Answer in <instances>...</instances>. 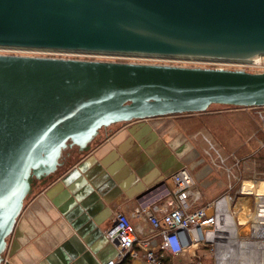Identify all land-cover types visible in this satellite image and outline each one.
Instances as JSON below:
<instances>
[{
  "label": "water",
  "instance_id": "1",
  "mask_svg": "<svg viewBox=\"0 0 264 264\" xmlns=\"http://www.w3.org/2000/svg\"><path fill=\"white\" fill-rule=\"evenodd\" d=\"M0 48L264 63V0H0ZM214 103L264 105V69L0 54V264L33 178L63 150Z\"/></svg>",
  "mask_w": 264,
  "mask_h": 264
},
{
  "label": "crops",
  "instance_id": "2",
  "mask_svg": "<svg viewBox=\"0 0 264 264\" xmlns=\"http://www.w3.org/2000/svg\"><path fill=\"white\" fill-rule=\"evenodd\" d=\"M250 120L258 124L251 111L226 107L118 123L28 197L7 239L6 264H105L117 254L105 229L119 212L130 218L138 238L147 244L136 242L135 254L118 264H147L146 252L160 250L162 236L134 209L158 205L159 215L168 209L174 187L171 175L183 166L195 179L198 205L231 193L228 183L236 180L234 175L248 178L257 170L253 144L259 137ZM231 155L243 161L233 173L234 181L219 165ZM239 199L236 207L243 206ZM230 202V196L220 200L225 223L219 231L209 232L211 239L227 237L226 243L217 244L218 264L219 248L233 240L227 218L234 215ZM210 251L204 241L193 242L178 254L165 251L163 261L215 264Z\"/></svg>",
  "mask_w": 264,
  "mask_h": 264
},
{
  "label": "built area",
  "instance_id": "3",
  "mask_svg": "<svg viewBox=\"0 0 264 264\" xmlns=\"http://www.w3.org/2000/svg\"><path fill=\"white\" fill-rule=\"evenodd\" d=\"M0 50H7V48H0ZM40 51L51 54H67L64 52L56 51H42V50H28ZM106 56V55H102ZM123 57V56H117ZM135 58V57H130ZM213 64L216 68H229V69H244L251 72H261L264 69L263 59H257L252 62H230V61H207ZM251 111L258 122L259 130L263 133V139L259 138L260 147H264V105L262 106H249L241 107ZM211 149H214L211 146ZM234 159L231 167H226L228 175H234L232 168L238 166L241 160L231 155ZM225 159H221V164L224 165ZM243 162V161H241ZM236 180H239L234 194L245 196L253 200V214L250 218V231L253 237L254 224L260 225L259 227L264 230V170H255L250 177H238L234 175ZM171 179L173 182L172 198L168 203L166 209L161 215L158 214V205H153L149 209H142L136 207L135 213H142L148 219L151 230L158 232L162 236L160 250H148L145 254L147 264H165L163 259L165 251L172 254H178L183 251L189 244L198 241L209 242L215 241V252L213 253L214 262L218 264V256L216 254L217 244H224L227 242V237H220L221 242L211 239L209 232L219 231L220 225H224V219L221 218L222 213L219 208V202L226 196L231 197V193L226 192L216 200L210 201L207 205H198L200 195L195 190V179L191 172L186 167H180L172 173ZM248 182L252 186H248ZM235 188V183H228V190L231 191ZM260 188V190H259ZM238 198V199H239ZM213 208V213L208 214V210ZM220 222V224H219ZM198 228L201 229V235L198 233ZM105 235L108 241L116 248V257L109 260L105 264H118L128 255L135 254L133 245L138 242L141 245H146L147 240H140L132 226L130 218L124 213H117L113 223L105 229ZM252 239V238H251ZM211 249V248H210ZM212 251V250H211ZM1 264H6V259L3 257ZM187 264H202L201 261H191ZM261 264H264V234L263 245L261 247Z\"/></svg>",
  "mask_w": 264,
  "mask_h": 264
},
{
  "label": "rangeland",
  "instance_id": "4",
  "mask_svg": "<svg viewBox=\"0 0 264 264\" xmlns=\"http://www.w3.org/2000/svg\"><path fill=\"white\" fill-rule=\"evenodd\" d=\"M0 54H18V55H35V56H52V57H63V58H79V59H96V60H115V61H123V62H142V63H161V64H173V65H183V66H202V67H210L214 66L210 62L204 61V60H197V59H185V58H159V57H141V56H133L135 58H130L132 56H123V57H117L116 55H91V54H82V53H67V54H51L46 52H40V51H28V50H17V49H7V50H0ZM230 108L233 107L232 105H223V104H211L208 109H218L223 110L224 108ZM250 112V111H249ZM256 119V118H255ZM257 120V119H256ZM118 123L111 124L107 127H103L99 130L98 134L94 137V139L90 142L89 147L94 145L96 142L103 139L109 132H111V128L115 127ZM250 126L253 130H257V136L261 139H263V133L261 130L258 129V124L256 121L250 120ZM255 141V140H254ZM254 153L255 156V164L257 165V170H264V147L261 148L260 144L257 142H254ZM69 149H71V155L65 156V152L62 153V160L61 165L58 166V168L55 170V172L43 177V178H33L32 180V186L31 191L28 194L25 201L28 199V197L36 192L42 184H44L46 181H48L52 176L60 172L62 169L67 167V165L74 162L77 155L80 154V152H84L86 150H77L78 148L76 146H73L72 148H68L66 151L69 152ZM212 153L213 151L210 150ZM215 154V153H213ZM230 159L227 158V160L223 164H219L224 167H231L234 159H232L231 156H229ZM251 158V156L249 157ZM252 159V158H251ZM253 160V159H252ZM251 160V161H252ZM247 166H249V163H246ZM245 167V166H244ZM236 168L235 170H232L234 174L237 173V166H234ZM233 169V168H232ZM243 170V168H241ZM245 170V169H244ZM233 181L235 180L232 175H229ZM237 176V175H236ZM246 178V177H245ZM231 179V180H232ZM233 183H235V187L238 185L239 180H235ZM231 196L233 200L230 202V209L231 212L234 213L233 216L227 217L229 220V234L232 236L231 240L232 242L228 243V246L220 247L219 248V263L220 264H238V258L245 260L246 264H257L253 263L251 260H253L252 257H254V253H251L256 248V240L260 237L259 235V227L256 226L254 229V237L252 238V234L250 231V223L251 220L249 218L250 214H253V200L249 199L247 197H243L244 199H239L240 203L243 204L239 207H236V203L238 201V198L240 195L234 194V190L230 191ZM217 197L216 199H218ZM215 199V200H216ZM242 206V209H241ZM249 206V207H248ZM241 209V210H239ZM238 210V211H237ZM213 213V208L211 207L208 210V214ZM250 213V214H249ZM234 217V218H233ZM235 221V222H234ZM235 223H239V226L235 225ZM250 238V239H246ZM231 239V238H230ZM218 240V239H217ZM218 242H221V240H218ZM208 247L211 248L212 251H210L212 254L215 252V241L209 242ZM239 249L243 250L244 252H248L250 255L242 256L239 255ZM239 255V256H238ZM252 256V257H251ZM209 261L211 262V259L209 258ZM205 264H210L208 261H204Z\"/></svg>",
  "mask_w": 264,
  "mask_h": 264
},
{
  "label": "bare ground",
  "instance_id": "5",
  "mask_svg": "<svg viewBox=\"0 0 264 264\" xmlns=\"http://www.w3.org/2000/svg\"><path fill=\"white\" fill-rule=\"evenodd\" d=\"M248 186L249 187H251L252 186V183L251 182H249L248 183ZM259 190H260V188H259ZM250 214V213H249ZM251 216H252V214H250V216H249V218H248V220L247 221H249V219L251 218ZM256 226H260V225H258V224H254V226H253V229H255V227ZM259 234H260V239H258V240H256V248H255V250L253 251V252H251V253H254L253 255H254V257H252L253 258V260H252V262L253 263H257V264H261V247H262V245H263V234H264V230L262 229V228H260L259 227V232H258ZM255 235H254V233H253V237H252V239H255V237H254ZM246 239H250V238H246ZM242 255V256H246L247 254H249L248 252H244L243 250H240L239 249V255ZM238 255V256H239ZM238 264H246L245 263V260H242V259H240V258H238Z\"/></svg>",
  "mask_w": 264,
  "mask_h": 264
},
{
  "label": "flooded vegetation",
  "instance_id": "6",
  "mask_svg": "<svg viewBox=\"0 0 264 264\" xmlns=\"http://www.w3.org/2000/svg\"><path fill=\"white\" fill-rule=\"evenodd\" d=\"M71 148H72V147H71ZM67 149H68V148H67ZM67 149L63 150V152H65V156H68V157H69V156L71 155V149H69V152L66 151ZM63 152H62V153H63ZM60 160H62V156H61ZM59 166H60V165H59Z\"/></svg>",
  "mask_w": 264,
  "mask_h": 264
},
{
  "label": "trees",
  "instance_id": "7",
  "mask_svg": "<svg viewBox=\"0 0 264 264\" xmlns=\"http://www.w3.org/2000/svg\"><path fill=\"white\" fill-rule=\"evenodd\" d=\"M233 107H238V106H233ZM208 110V109H207ZM207 110H205V111H207Z\"/></svg>",
  "mask_w": 264,
  "mask_h": 264
}]
</instances>
